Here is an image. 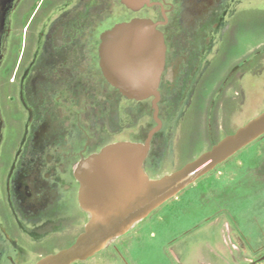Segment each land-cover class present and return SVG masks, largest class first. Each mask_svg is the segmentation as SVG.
Here are the masks:
<instances>
[{"label":"flooded vegetation","instance_id":"af4514ba","mask_svg":"<svg viewBox=\"0 0 264 264\" xmlns=\"http://www.w3.org/2000/svg\"><path fill=\"white\" fill-rule=\"evenodd\" d=\"M245 4L148 0L134 9L121 0H0V264L31 253L36 261L53 252L50 240L71 244L87 222L77 164L108 144L142 142L155 125L153 96L129 98L104 76L103 34L134 19L156 24L165 44L159 117L161 102L172 108L193 95ZM164 144L152 139L144 170Z\"/></svg>","mask_w":264,"mask_h":264},{"label":"rangeland","instance_id":"374dc122","mask_svg":"<svg viewBox=\"0 0 264 264\" xmlns=\"http://www.w3.org/2000/svg\"><path fill=\"white\" fill-rule=\"evenodd\" d=\"M245 5L232 17L193 95L174 100L172 108L160 103L162 124L153 140L162 138L165 144L155 165L145 164L149 177L180 167L264 110V0ZM154 124L151 119L150 127ZM249 146L260 157L255 164L243 166L239 150L176 200H167L96 254L72 264H264V140ZM82 227L83 221L73 232ZM47 245L53 252L67 246L53 240ZM26 257L16 264H31L37 255Z\"/></svg>","mask_w":264,"mask_h":264},{"label":"water","instance_id":"95a60500","mask_svg":"<svg viewBox=\"0 0 264 264\" xmlns=\"http://www.w3.org/2000/svg\"><path fill=\"white\" fill-rule=\"evenodd\" d=\"M147 1L121 0L134 9ZM99 53L103 74L111 85L129 98L153 96L155 125L142 142L108 144L77 164L78 203L89 218L71 244L33 264H72L90 258L109 240L126 233L134 223L264 135L263 110L179 168L151 178L143 162L161 126L157 87L165 56L162 34L148 19L119 23L103 34Z\"/></svg>","mask_w":264,"mask_h":264},{"label":"trees","instance_id":"16d2710c","mask_svg":"<svg viewBox=\"0 0 264 264\" xmlns=\"http://www.w3.org/2000/svg\"><path fill=\"white\" fill-rule=\"evenodd\" d=\"M264 140V136L263 137H260V138H258L257 140H255V145L257 144V142H259V140ZM249 147H251V146H249V145H247V147L246 148H244V149H242V150H240L238 153L240 154H242L241 156H242V158H243V166H252L253 164H255L258 160H259V156H258V154H257V149H254V150H252V151H250L249 152ZM249 169V168H248ZM212 171H210V172H208L207 174H210ZM203 176H206V174L205 175H203ZM216 180V179H215ZM215 180H214V178L212 179V181L213 182H215ZM191 185H189L188 187H190ZM173 200H176L175 198H173Z\"/></svg>","mask_w":264,"mask_h":264}]
</instances>
